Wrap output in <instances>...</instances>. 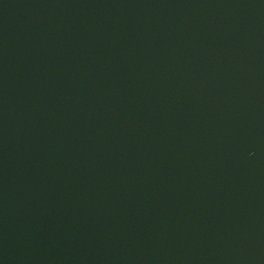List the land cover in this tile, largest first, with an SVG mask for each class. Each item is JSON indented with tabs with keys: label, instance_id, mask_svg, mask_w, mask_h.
Returning <instances> with one entry per match:
<instances>
[{
	"label": "water",
	"instance_id": "95a60500",
	"mask_svg": "<svg viewBox=\"0 0 264 264\" xmlns=\"http://www.w3.org/2000/svg\"><path fill=\"white\" fill-rule=\"evenodd\" d=\"M0 264H264V0H0Z\"/></svg>",
	"mask_w": 264,
	"mask_h": 264
}]
</instances>
